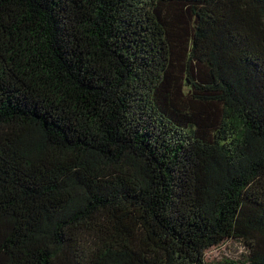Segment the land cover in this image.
I'll return each mask as SVG.
<instances>
[{"label": "trees", "instance_id": "1", "mask_svg": "<svg viewBox=\"0 0 264 264\" xmlns=\"http://www.w3.org/2000/svg\"><path fill=\"white\" fill-rule=\"evenodd\" d=\"M0 264H264V0H0Z\"/></svg>", "mask_w": 264, "mask_h": 264}, {"label": "rangeland", "instance_id": "2", "mask_svg": "<svg viewBox=\"0 0 264 264\" xmlns=\"http://www.w3.org/2000/svg\"><path fill=\"white\" fill-rule=\"evenodd\" d=\"M245 251L240 242L226 241L223 244L205 251V258L209 262L219 261L222 258H236L240 252Z\"/></svg>", "mask_w": 264, "mask_h": 264}]
</instances>
